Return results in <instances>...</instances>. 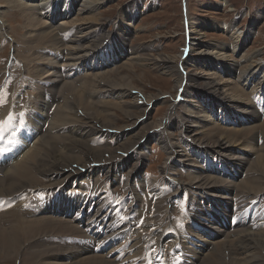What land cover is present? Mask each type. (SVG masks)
<instances>
[{"label":"bare ground","instance_id":"6f19581e","mask_svg":"<svg viewBox=\"0 0 264 264\" xmlns=\"http://www.w3.org/2000/svg\"><path fill=\"white\" fill-rule=\"evenodd\" d=\"M40 1L43 2V0ZM99 1H87L82 7L83 9H89L95 3L99 4ZM42 2L31 7L30 11L21 12L26 25L37 26V22L41 21L38 11L49 8L53 4V0L47 5H43ZM23 4L19 1L10 4V6H16L21 10L30 8L28 5L25 6ZM57 16L58 13L52 18H48V23L46 21L40 22L38 28H42V30L40 33H36L34 39L43 44H50L49 46H52V44L61 45L65 41L71 42L72 49L67 50L68 57H64V54L60 51H52L54 53L53 59L57 62L66 61V58H68L67 60L70 63L75 62L78 65L66 67L65 69L60 68L64 67V65H60L57 68H53V71H40L38 70L39 68L35 71L32 67L30 73L33 76L28 75L32 78H35V76L43 77L37 95L43 90V92H49L51 96L47 99L44 92V100L41 101L42 110L35 107L36 110L40 111V114L35 116L39 120V124L33 121L37 134L34 140L28 144L30 146V144L34 143L33 146L28 147L27 145L26 148L28 147V149L24 148L25 150L23 149L24 151L19 155V158L21 155L22 158H18L19 160H16V162L12 161L11 165L10 163L0 164V199L17 200L14 206L6 210L0 209V259L2 262H7L14 256H22L26 257L28 261H30L29 258L34 261L41 259V264H67L66 262L42 261V258L51 260L61 256L62 259L70 260V264H141L142 262L144 264H152L150 259L146 261V258H143L145 244L149 242H144L143 250L141 252L138 251V253L140 252L139 255L135 256L134 253L137 251H135L134 247L135 242L132 241L133 234L130 235L131 229L128 232H124L129 227L125 223L126 214L135 210V205L139 198L130 196L129 202L125 204L123 210H119L120 206L116 202L113 212L108 215V209L103 210V208L105 206L109 207L111 191L99 194L98 191L93 192L90 190L88 198L83 191L69 190L70 187H67L63 194L61 192L60 195H53V193L55 194L56 189H59L57 190L58 192L62 190L65 183L70 179L91 178L93 174L98 172L112 177L114 176L112 175L113 172H118L121 167L128 165L131 158H136V156H138V165H140L146 156V143L150 138H157L170 152L168 161L171 166L178 164L182 167L198 169V172L195 171L196 175L191 176L189 178L190 182H187L185 186L171 179H161L156 186L146 187V190L154 193L153 197L156 199L157 209L155 211L156 217L154 218L156 224H154V227L159 228L162 222L172 225L173 233L178 236L176 242H179L182 247L176 252L181 253V255H175L170 264H178L179 262L185 264H264V228L259 226L264 224V204L257 205L259 204V198H264V147L258 150L255 148L258 151L257 159L251 162L248 171L249 174L253 172V176H248L247 179H243L236 184L234 178L236 180L239 178L240 169H242V166L247 165L248 157L243 154L245 151L237 148V150H240L238 151L239 155H233L230 146L236 143L241 144V146H251L252 148L251 142L256 137L253 131L261 126V130L264 133V122L241 130L229 129L218 124H214L211 127H205L204 125L212 121V118L206 113L207 109H212L218 115L216 119H221L225 124H227V120L229 121L228 124L232 122L238 125L239 123L236 122L244 121L243 123H245L247 119L248 121L252 120V122L258 119L261 122L264 119V106L261 105V102L250 103L246 101L247 103L244 104L234 101L233 98H227V95L221 96L218 89L220 90L222 84L206 79L203 86L204 93H197L195 86L192 87L191 85L190 87L187 86L185 92L181 91L183 96L189 94L192 98H201L205 105L203 107L205 112H199V114L194 115L191 110H187L182 115H179L178 112L177 117H172V110L169 108L170 113L169 111L168 113L166 112L164 117L160 118L156 123L139 127V121L149 113L150 104L159 100L161 94L150 95L145 98L138 94L135 101L126 102L124 106L116 105L110 107V101L97 100L96 98L99 96L124 97L129 94L144 92V90L139 88L135 91L134 88L119 83L124 78L117 76L118 69L111 72V75L90 76L82 82V89L78 90L76 87L78 79L73 80L71 77H74L75 73L78 72L77 69H81V65L89 62L88 54L91 55L93 60L95 58L105 59L103 60L104 63L111 60L112 55H114V51L110 48L111 44H113V38L110 33H105L103 26L100 25L98 28L88 27L91 28L89 32L84 33L80 37L75 34V37L66 40V35H72L73 30L80 32V28L67 29L58 26V28L56 27L58 31L54 30L52 22L56 21ZM81 30L83 29L81 28ZM118 32H123L122 37L118 36ZM127 32L128 28L122 26L119 31L115 32V35L118 40H122L126 37ZM85 42L89 44L83 45ZM107 42L109 44L105 47L104 43ZM103 47L105 48L103 49ZM143 50L142 47L138 48L136 54ZM97 52L101 53L98 54ZM202 57L207 58V55L204 54ZM211 57L213 58L214 56L212 55ZM219 57H223V61ZM42 58L44 59L43 56ZM156 58L153 61L160 66L164 65L165 69L168 70L167 72H170L176 78L177 88L185 79L188 84L189 81L193 84L194 79L191 74L184 77L179 71V73L176 71L172 65V58ZM226 60L224 55L214 58V61L220 64H223ZM33 61H36L34 57L27 62L32 63ZM100 63L97 61L98 68L101 67ZM90 67L94 68L93 65ZM246 68L247 70L243 77L247 81H254L261 77L252 69L249 70L250 66ZM13 71L18 70L13 69ZM72 73L74 74L72 75ZM45 74L47 75L45 76ZM66 77L72 80L64 79ZM213 78L210 77V79ZM42 83H44V87ZM243 90L240 89L236 92L233 89V94L241 95L244 92ZM89 97L90 99H88ZM35 101H37L36 98ZM10 103L11 100H8L6 105L0 104V108H8L10 106L11 109L8 115L0 114V121L12 118L14 116L13 111L16 112L19 109L14 101L12 104ZM55 106L56 108H54ZM98 106L99 110L96 108ZM172 106H175V102H173L171 108ZM221 106L224 109L220 108ZM33 108L34 106L26 107L25 117L32 116ZM110 108L132 109L131 111H125L127 112V119L131 120L130 124L121 127L117 126L114 121L107 117L112 112ZM137 108L140 114L136 113ZM183 109L185 110L184 107ZM79 110L83 111L84 115H78ZM50 113L52 114L51 119ZM189 117L192 120L196 119L194 123L201 126V133L205 139H198L196 133H193L191 125L189 126L186 123V121L189 122ZM161 125L162 128L157 129ZM45 126L47 127L44 129ZM137 127H139V130L136 132L133 129H137ZM131 131L136 133L130 137L131 139L122 141ZM175 135H181L184 143L197 149L199 153L202 152L206 158L209 157L215 163L219 161L225 162L221 166L224 167V170L227 169L230 172L228 174L232 175V179L229 178L231 181L223 180L215 175L216 173L223 175V170L214 168L212 169L213 174H210L197 160L184 157L183 155H176L178 143L171 139ZM100 140L104 141H101L102 143L100 144ZM106 140L111 142L103 144ZM58 143L62 147L59 148ZM262 150L263 153H260ZM240 152L243 153L240 154ZM72 156H75L74 161L71 160L73 159L71 158ZM139 167H133L129 174L137 177L139 175ZM201 169L202 171L204 169L203 173H201ZM244 174H246L245 171L242 175L244 176ZM46 181L48 182L47 184ZM124 185H128V180L125 181ZM235 185H237L236 191L232 188V186L236 188ZM88 188L91 189L90 183ZM94 188H98V186ZM167 191L173 192L170 199H165L168 197H164ZM216 191H219V193L216 194ZM86 192H88L87 189ZM72 193H75L77 197H73L75 195H72ZM129 193H132L131 189H129ZM179 193L199 195L203 201H205L204 198L207 196L210 197L205 203L202 202L204 203L202 205L204 213L202 218L199 215L200 212L197 205V202H201V200H192L188 197L186 203H189V206L184 212L186 221L188 220L186 227L181 219H178L180 220L177 221L179 222L178 225L173 223V212H170L171 210L168 208V204L171 207L177 202L176 196ZM230 193L235 194V196L232 197ZM23 195L25 197L19 200ZM82 197L83 201L80 204ZM228 197H230L229 201L231 203H229L230 206L227 204L226 208L215 203L216 200L228 202ZM65 199L68 200L63 202L62 200ZM31 202L33 204H30ZM94 203H97L98 206L95 205L89 211V208ZM143 206H147V204ZM82 211L85 213L81 216ZM187 211L190 218L187 215ZM257 212H260V214L258 215ZM44 213L50 216H39ZM249 214L250 216L248 217ZM238 216L239 218L235 223L238 227L235 226L232 230L231 218ZM216 221L219 226H212ZM80 223L83 224V227H79ZM134 226L135 224L132 227ZM189 227L193 228L194 232H192V235L187 233ZM207 231L214 235L216 239L223 237L224 234H226L224 236L226 238L223 241H217L213 251L210 250L205 253L206 247H208V250L212 247L197 245L190 237L197 240L199 238L198 235L201 234L208 237ZM123 233L125 234V246L107 251L111 239ZM155 234L156 232L154 231V236ZM80 236L93 239V243L84 242L79 239ZM162 236L163 232L155 240L157 242L155 246H158L159 243H161V246L163 245L165 238ZM187 236L190 238L189 240H187ZM214 236L209 237L212 238ZM70 237H76L74 242H66ZM185 241L188 242L189 248L194 250L193 253L185 249ZM171 242L173 243V241ZM173 247L180 246L174 242ZM89 248H92V253H94V250L98 251V253L95 255H84L85 252L89 251ZM156 252L155 248L153 254ZM126 253L134 254V257L128 259L127 257L129 256L126 257ZM243 254H246L245 257L241 256ZM141 258H143L142 261Z\"/></svg>","mask_w":264,"mask_h":264},{"label":"rangeland","instance_id":"374dc122","mask_svg":"<svg viewBox=\"0 0 264 264\" xmlns=\"http://www.w3.org/2000/svg\"><path fill=\"white\" fill-rule=\"evenodd\" d=\"M19 1L24 3L23 5L25 6L28 5L30 8L21 10L16 6H10V4L17 3ZM50 1L52 0H43L44 3L40 0H0V85L5 83L8 93L11 95L9 98V100H11L10 104L14 101L15 105L17 104L19 107L16 112L22 110L19 102L24 99L27 101V106H34V108L37 107L42 110L41 101L44 100L43 98L46 91H44V93L43 90H41V93L38 95L37 91L40 90L39 86L41 85V81H43V77H29L28 75H31L30 70L32 71V67L35 71L38 68L40 71H53V68H57L60 65H64V67H60L63 69L78 65L75 62L70 63L69 60H67L68 58H66V61L63 60L57 62L53 59L54 53L52 51H60L64 54V57H68L67 50L72 49L71 42L65 41L61 45L52 44V46H49L50 44H43L34 39L36 33H40L42 30V28H38L39 23L42 21H46L48 23V18H52L56 15V13H58L57 19L52 22L54 24V30L58 31V26L65 27L67 29L76 27L80 28V32H77V30L75 32L73 30L71 33L72 35H66V40L75 37V34L80 37L84 33L89 32L91 28H98L100 25L103 26L105 33H110L113 38V44H111L110 48L114 51V55H112L111 60L104 63L103 60L105 59L95 58V60H93L91 59V55L88 54L87 57L90 58L89 62L81 65L80 67L82 70L75 73L74 77H71L73 80L78 79L76 83L78 90L82 89V82L90 76L95 77L96 75H111V72L118 69L117 76L119 78H124L121 79V82L117 80L119 83L125 84L130 88H134L135 91L139 88L144 90V92L133 93L124 97L108 95L99 96L96 98L97 100L110 101V107L116 105L124 106L126 102L135 101L138 94L143 98L150 95L161 94L159 100L150 104L149 115H145L144 118L139 121V127L156 123L160 118L164 117L166 112L168 113L169 111L170 113V110H172V117H177L178 112L179 115H182L185 113L184 111L187 110H191L194 115L199 114V112H205L203 110L205 105L201 98H192L188 93L187 96H183L181 91L185 92L187 86L190 87L191 85L192 87L195 86L197 93H204L205 90L203 86L206 79L222 84L220 90L218 89L221 96L227 95V98H233L234 101H239L244 104L247 103L246 101L255 103L254 97L256 98L264 93H261L264 90V0H100L99 4L95 3V5L89 9H83L82 6H84L87 1L93 0H60L58 4L55 5L53 2L52 6L49 8L40 9L39 11L37 10L41 20L40 22H37V26H29L25 24L26 22L23 19L21 12L30 11L31 7H34V5H37L40 2H42L43 5H47ZM122 26L128 28V32L125 38L118 40L115 32L119 31ZM81 28L83 30H81ZM118 33V36L120 35L122 37L123 32ZM87 44L89 43L85 42L83 45ZM104 44L106 47L109 42ZM105 47H103V49ZM141 47L144 50L136 54L138 48ZM97 53L100 54L101 52ZM204 54L207 55V58L202 57ZM212 55L214 56L213 58L211 57ZM219 55H224L227 59L223 64L214 61V58ZM30 57H34L36 61H33L32 63L27 62L31 59ZM154 57H157L156 59L161 57L165 59L172 58V65L176 71H179L181 75H184V77L191 74L194 79L193 84L190 81L188 84L185 79L184 82L182 81L181 85L177 88L176 78L172 76L170 72H167L168 70L165 69L164 65L160 66L153 61V59H155ZM220 59L223 61V57ZM97 61L101 62L100 68H98ZM92 65L94 68L90 67ZM249 66V70L252 69L261 76L259 79L247 81L246 78L243 77V74L247 70L246 67ZM13 69H17L18 71L14 72ZM7 74H9V77H7ZM47 74H45V76ZM210 77L214 78L210 79ZM71 78L66 77L64 79L67 80ZM42 84L44 87V83ZM6 89L3 91L4 94L7 92ZM233 89L236 92L240 89H244V92L241 95H234ZM35 98L38 102L35 101ZM88 99H90V97ZM258 99H261V97ZM35 102L37 103L34 105ZM173 102H175V106H172L171 108ZM54 108H56V106ZM96 108L99 110V106ZM220 108L224 109L222 106ZM0 109V114L4 115H8L11 111L10 106L8 108L3 107ZM38 109L37 112H40ZM110 109L112 112L107 117L114 121L117 126L121 127L123 125L130 124L131 120L127 119V112L125 111H131L132 109ZM136 113L140 114L138 108L136 109ZM206 113L212 118V121L209 124L208 122L204 124L205 127H211L214 124H218L219 126L229 129L241 130L251 128L264 122V119L261 122L258 119L253 122L252 120L248 121L247 119V122L245 123H243L244 121L236 122L239 123V125L232 122L230 124H225L221 121V119H216L218 115H216L212 109H207ZM259 113H261V111H259ZM81 114H83V111L79 110L78 115ZM51 118L52 114L50 113V119ZM195 120L196 119L192 120V118H190L189 122L186 121V123H188L189 126L191 125V130L193 133H196V137L198 139H205L204 135L201 133V126L195 124ZM139 127L133 130L137 132ZM161 128L162 125L157 127V129ZM135 131H131L130 134H127L122 141L131 139L130 137L136 133ZM253 132L256 134V137L252 140L253 142H251L252 148L251 146H241V144L236 143L230 145L233 155H239L238 151L241 150L245 151V153H242L248 157L247 165L242 166V169L239 168V178H237V180L234 178L236 184L243 179H247L248 176H253V172L250 174L248 173L249 166L251 165V162L257 159V150L264 147V133L261 130V126L258 129L256 128ZM171 139L178 143V147H176V155H183L184 157H190L197 160V162L202 164L204 169L207 170V173L210 172V174H213L212 170H208L206 167V161L202 160V152L199 153L197 149L184 143L181 135L172 136ZM101 141L103 142L104 140H100V144L102 143ZM110 142V140H106L103 144ZM33 144L34 143L30 144V146L28 145V147H32ZM58 144L59 148L62 147L60 143ZM28 147L25 149L27 150ZM236 148L240 150H237ZM255 148L257 150H255ZM233 151L237 152L235 153ZM169 153L168 149L165 148L163 143L157 138H150L145 147L146 156L143 158V162L140 165H138V156H136V158H131L128 165L121 167L118 172H113L112 175L114 176L112 177H108L107 175L98 172L93 174L91 178L82 177L78 180L70 179L65 183L62 190L58 192L57 190L59 189H56V192L55 194L53 193V195H60L61 192L63 194L67 187H70L69 190L83 191L84 194H90L86 192L87 189L93 192L101 191L99 194L113 191L115 193H120L121 195L124 194L125 196L130 195L129 189H131V197L133 196V198H139L136 203L137 205L140 204L143 209V211L139 213L141 218L137 219V227H130V235L133 234L132 241L135 242L134 247L135 251H137L134 253L135 256L139 255L141 250H143L144 242L155 241L157 237L159 238V235L162 232V237H164L167 232L171 231L170 233L172 234L169 239V244L170 246H173V243L178 240V236L173 233L174 230L171 227L172 225L162 222V225L159 226V228L154 227V224H156L154 221V218L156 217L155 211L157 209L156 199L153 196L151 198H147L142 192H140L141 195L138 193L139 189H142L143 192H147L146 187L151 185L156 186L161 179H171L172 181H177L185 186L187 185V182H190L189 178L196 175L195 171L198 172V169L196 168L182 167L178 164L171 166L168 161L170 155ZM242 153L240 152V154ZM260 153H263V150ZM18 158H15L13 162L22 158V155L19 159ZM71 158V160H75V156H72ZM218 163L219 165H222L225 162L219 161ZM11 164L12 163H10V165ZM138 166H140L139 175L137 177L130 175L129 171L133 167ZM204 169L203 171L201 169V173L204 172ZM244 171L246 174L243 176L242 174ZM148 173L151 175H148ZM215 175L227 181L230 180L229 178L232 179L231 174L222 175L216 173ZM122 178H124L123 181H121ZM127 180L128 185L125 186L124 184ZM47 183L48 182L46 181V184ZM89 183L91 185V189L88 188ZM97 186L98 188H94ZM235 187L236 188L232 186L234 191L237 190V185H235ZM218 193L219 191H216V194ZM230 194L232 197L235 196V194ZM230 194L229 196H231ZM72 195H75L73 197H77L75 193ZM172 195V191H167L165 192L164 197H168L165 199H170ZM179 196L180 199L178 200ZM187 196L192 200H201V202H197V205L198 211L200 212L199 215L202 218V216H204L202 205H204L210 197L207 196L204 198L205 201H203L202 197L199 195L187 193ZM185 197L186 193L185 195L184 193H179L176 196L177 202H175V204L171 207L168 204V208H170V212H173V223L175 225L177 223L178 225L179 222L177 221H180L178 219H181V221L185 223L186 227L188 220L186 221L184 212L189 206V203H187L186 207L180 204V200ZM227 199L228 202L216 200L215 203L226 208L227 204L231 203L229 201L230 197ZM67 200L68 199L62 201L66 202ZM81 203L82 201H80V204ZM258 203V206L263 205L264 198L260 197ZM144 204H147V206H143ZM135 211H138L136 206ZM257 213L258 215L260 214V212ZM46 215L48 214L44 213L39 216ZM187 215L189 216L188 211ZM221 221L223 222V220ZM216 223L217 221L212 226L218 225V223ZM79 225V227H83L82 223ZM235 226L236 225L232 226V230ZM259 226L264 228V224H260ZM154 231L156 232V237L154 236ZM192 232H194L193 228L189 227L187 233H191L192 235ZM206 234H208V237L202 234L198 235V240L190 237L194 243H197V245H208L212 247L209 250L208 247H206L205 253L210 250L213 251L216 242L223 241L226 238L224 237L226 234L217 239L208 231ZM209 236L214 237L211 238ZM231 236L234 237L235 234L234 236ZM75 238L76 237H70L66 242H74ZM79 238L81 239L86 237L80 236ZM190 238L188 237L187 240ZM166 239L167 238H165L163 244L167 242ZM124 240L125 236L117 242L112 243L107 251L115 249L116 247V249L124 247L126 243ZM208 240H210L211 243L208 242ZM171 241H173V243ZM184 243L185 249L193 253L194 250L189 248L190 246L187 245L188 242L185 241ZM191 246L193 245L191 244ZM126 248H128V246H126ZM138 251L140 252L138 253ZM96 253L98 252L94 251V253H92V248H89V251L85 252L84 255H95ZM134 254L131 255V253H126V257L129 256L127 257L128 259L132 258L134 257ZM245 255L246 254H243L241 256L245 257ZM29 259L30 261H28L26 257L14 256L7 262H2L0 259V264H41V259H37L35 261L32 258ZM42 261H55L57 263L66 262L67 264H70V260L62 259L61 256L51 260L42 258Z\"/></svg>","mask_w":264,"mask_h":264},{"label":"snow or ice","instance_id":"6c2138e0","mask_svg":"<svg viewBox=\"0 0 264 264\" xmlns=\"http://www.w3.org/2000/svg\"><path fill=\"white\" fill-rule=\"evenodd\" d=\"M3 101H0V103H2ZM10 119H11V117H10ZM3 121H0V126H2L3 125ZM4 151H7V149L6 148H4V147H0V152H4Z\"/></svg>","mask_w":264,"mask_h":264}]
</instances>
